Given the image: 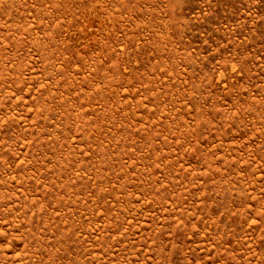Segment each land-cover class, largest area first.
<instances>
[{"label": "rangeland", "instance_id": "1", "mask_svg": "<svg viewBox=\"0 0 264 264\" xmlns=\"http://www.w3.org/2000/svg\"><path fill=\"white\" fill-rule=\"evenodd\" d=\"M0 264H264V0H0Z\"/></svg>", "mask_w": 264, "mask_h": 264}]
</instances>
